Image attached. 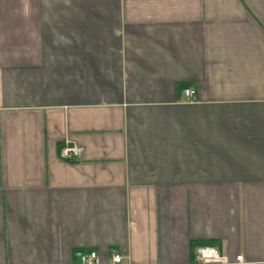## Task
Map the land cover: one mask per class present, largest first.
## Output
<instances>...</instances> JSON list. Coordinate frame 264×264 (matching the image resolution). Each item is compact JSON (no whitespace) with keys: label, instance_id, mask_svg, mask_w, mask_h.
Wrapping results in <instances>:
<instances>
[{"label":"crops","instance_id":"obj_1","mask_svg":"<svg viewBox=\"0 0 264 264\" xmlns=\"http://www.w3.org/2000/svg\"><path fill=\"white\" fill-rule=\"evenodd\" d=\"M200 246L264 264V0H0V264Z\"/></svg>","mask_w":264,"mask_h":264},{"label":"built area","instance_id":"obj_2","mask_svg":"<svg viewBox=\"0 0 264 264\" xmlns=\"http://www.w3.org/2000/svg\"><path fill=\"white\" fill-rule=\"evenodd\" d=\"M184 95L188 101L195 99V91L192 88L184 90ZM84 149L77 145H66L61 149L60 156L63 160L76 162L78 161ZM79 258L82 264H103V260L98 252H81ZM114 264H121L123 257L119 253L112 254ZM246 260L243 255H239L233 261L224 251H220L213 246H200L196 250L195 264H245Z\"/></svg>","mask_w":264,"mask_h":264}]
</instances>
